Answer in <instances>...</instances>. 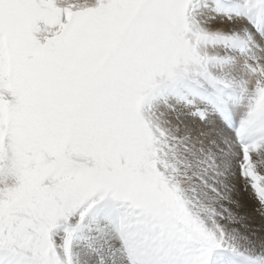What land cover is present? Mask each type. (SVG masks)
Masks as SVG:
<instances>
[{"label":"snow or ice","instance_id":"1","mask_svg":"<svg viewBox=\"0 0 264 264\" xmlns=\"http://www.w3.org/2000/svg\"><path fill=\"white\" fill-rule=\"evenodd\" d=\"M0 264H264V0H0Z\"/></svg>","mask_w":264,"mask_h":264}]
</instances>
